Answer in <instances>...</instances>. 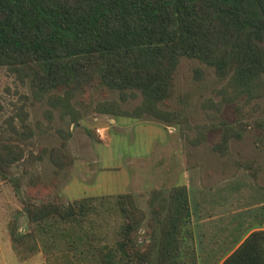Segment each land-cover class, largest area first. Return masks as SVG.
I'll list each match as a JSON object with an SVG mask.
<instances>
[{
    "label": "rangeland",
    "instance_id": "rangeland-1",
    "mask_svg": "<svg viewBox=\"0 0 264 264\" xmlns=\"http://www.w3.org/2000/svg\"><path fill=\"white\" fill-rule=\"evenodd\" d=\"M34 77L0 64V141L22 124L30 131L16 141L21 157L0 163V264H100L97 247L113 242L121 216L114 198L95 199V210L63 221L59 210L84 196L128 193L145 216L135 233L144 244L159 235L148 226L159 186L188 180L200 194L214 189L217 202L226 184L264 186V73L247 91L231 72L181 56L153 112L140 109L141 93L122 98L97 81L42 89ZM63 230L88 237L68 244Z\"/></svg>",
    "mask_w": 264,
    "mask_h": 264
},
{
    "label": "trees",
    "instance_id": "trees-1",
    "mask_svg": "<svg viewBox=\"0 0 264 264\" xmlns=\"http://www.w3.org/2000/svg\"><path fill=\"white\" fill-rule=\"evenodd\" d=\"M181 56L205 61L220 76L231 72L247 91L259 86L264 0H0V64L33 69L42 89L97 81L122 98L141 93L140 109L153 112L169 94ZM29 135L22 124L0 141V163L20 158L16 141ZM152 195L157 207L148 226L157 223L159 235L144 244L135 233L145 216L128 203V193L84 196L63 206L59 216L73 222L96 209L95 199L103 204L114 198L121 221L113 242L97 247L100 264H198L192 243L181 248L193 237L184 228L190 216L186 186ZM74 234L63 230V240L75 245L88 237L86 231ZM220 264H264V229L251 231Z\"/></svg>",
    "mask_w": 264,
    "mask_h": 264
},
{
    "label": "crops",
    "instance_id": "crops-1",
    "mask_svg": "<svg viewBox=\"0 0 264 264\" xmlns=\"http://www.w3.org/2000/svg\"><path fill=\"white\" fill-rule=\"evenodd\" d=\"M182 184L190 203L184 228L191 230L193 237L181 248L192 243L198 264H220L251 231L264 229V186L257 179L226 184L219 189L218 202L214 189L200 194L188 180Z\"/></svg>",
    "mask_w": 264,
    "mask_h": 264
},
{
    "label": "built area",
    "instance_id": "built-area-1",
    "mask_svg": "<svg viewBox=\"0 0 264 264\" xmlns=\"http://www.w3.org/2000/svg\"><path fill=\"white\" fill-rule=\"evenodd\" d=\"M97 131L100 132V128H97ZM100 134H101V132H100Z\"/></svg>",
    "mask_w": 264,
    "mask_h": 264
}]
</instances>
